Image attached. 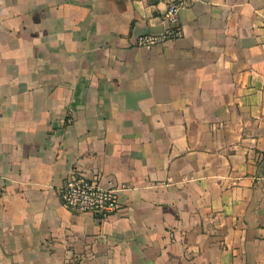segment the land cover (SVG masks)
Wrapping results in <instances>:
<instances>
[{
	"label": "crops",
	"instance_id": "obj_1",
	"mask_svg": "<svg viewBox=\"0 0 264 264\" xmlns=\"http://www.w3.org/2000/svg\"><path fill=\"white\" fill-rule=\"evenodd\" d=\"M0 0V264H264V0ZM72 173L117 213L70 211Z\"/></svg>",
	"mask_w": 264,
	"mask_h": 264
},
{
	"label": "built area",
	"instance_id": "obj_2",
	"mask_svg": "<svg viewBox=\"0 0 264 264\" xmlns=\"http://www.w3.org/2000/svg\"><path fill=\"white\" fill-rule=\"evenodd\" d=\"M191 0H169L165 14L167 31L162 36L144 35L139 37L137 45L152 47L167 39L181 36L179 14ZM125 186H117L95 174L92 177L81 173H72L59 189L60 200L70 211L78 214H91L106 217L118 212L120 194Z\"/></svg>",
	"mask_w": 264,
	"mask_h": 264
}]
</instances>
